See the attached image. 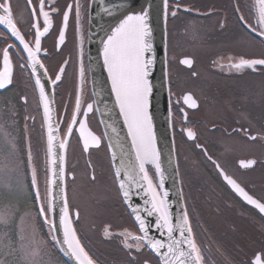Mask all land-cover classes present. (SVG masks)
I'll use <instances>...</instances> for the list:
<instances>
[{
	"label": "flooded vegetation",
	"instance_id": "obj_1",
	"mask_svg": "<svg viewBox=\"0 0 264 264\" xmlns=\"http://www.w3.org/2000/svg\"><path fill=\"white\" fill-rule=\"evenodd\" d=\"M8 3L25 43L35 49L33 25L41 31L44 27L39 0ZM77 3L79 24L75 14ZM69 5L72 11L65 28L63 14ZM258 7V0H168L167 62L173 132L184 203L204 264H256L257 257L264 264V213L244 200L220 174L223 170L253 199L264 203V66L257 65L256 71L231 67L241 58H264V37L252 31V27L260 30ZM89 8L90 0H44V10L49 12L52 25L41 37V50L37 53L53 89L60 135L65 139L69 134L66 185L71 215L73 219L77 216L76 231L96 262L159 264L144 248H126L120 235L125 230L139 235V231L123 204L94 103L87 51ZM241 15L244 21L239 19ZM61 30L65 32L63 43L59 40ZM4 49L9 52L13 76L12 83L0 89V128L11 133L7 140L15 138L23 159L32 198L23 214L38 213L36 221L43 231L29 177L31 167L35 166L41 204L46 206L48 176L42 101L27 51L7 25H0V70L4 67ZM184 60H191V65L182 63ZM56 75L61 79L53 84ZM189 95L196 107L185 103L184 98ZM77 96L81 101L80 113L75 109ZM88 104H92L93 111L85 116ZM74 114L77 123L72 124ZM81 123L85 124L83 136ZM69 125L71 133L67 131ZM188 130L195 134L194 139L188 137ZM88 132L98 137L100 144L94 146L89 139L85 151L83 138H87ZM29 148L32 165L27 161ZM249 161L254 163L242 166ZM81 174L86 182L78 189L84 188L102 218L86 229L85 205L72 192ZM90 238L104 244L100 251H108L113 259L107 260L106 254L96 252L99 248ZM131 241L129 238L128 243L133 244Z\"/></svg>",
	"mask_w": 264,
	"mask_h": 264
},
{
	"label": "snow or ice",
	"instance_id": "obj_2",
	"mask_svg": "<svg viewBox=\"0 0 264 264\" xmlns=\"http://www.w3.org/2000/svg\"><path fill=\"white\" fill-rule=\"evenodd\" d=\"M31 0H29V3ZM258 24L260 25V30L257 31L255 27H252V31L256 32L257 35L264 37V0H258ZM40 5V15L44 18L43 31L37 25H33L36 28L35 33V49L29 47L25 43V38L20 34L17 25L13 22V16L11 11V6L8 0H0V10L3 11V15H0V25H7L11 29L12 35L20 40L23 44L24 50L28 53V60L31 63L33 69V74H36V66L39 65L41 68L44 65L41 63L40 59L37 57V53L41 50V37L49 31L52 25V20L49 16V12L44 10V0H39ZM100 7L104 13L109 16L113 15L110 8L104 6L103 0H100ZM165 18L167 17L168 10V0H164ZM52 11H56L55 8ZM72 11V5L68 6V10L63 14L64 26L67 27L69 20V13ZM237 11H240L239 7ZM35 14V11H34ZM76 22L79 24L80 21V5H76ZM172 15L175 16L176 12L173 11ZM241 21L245 20V17L241 15L239 17ZM149 13L144 10L140 14H130L126 15L124 18L119 19V22L112 27L110 34L105 33L106 39L101 37L102 50L101 55L103 57V67L108 73V79L111 82V92L115 95L116 105L119 107V113L123 117L124 125L127 127L128 136L131 137L132 149L135 151L136 161L138 162L139 168V179L136 181L137 190L143 189V196L147 197L144 199L145 208L143 211L146 213L147 217H155L154 221L148 220L142 217L141 211L137 207H132V214L135 216L136 222L139 224V231L143 235H133L131 232L125 230L120 235L124 237V245L126 248L135 247L137 251L143 247L141 242H145L155 252L157 256L162 257L161 264H203L204 256L201 253L200 247L197 245L192 227L189 221L187 211H184L179 215L177 222L173 224V217L169 211L168 197L169 192L163 191L161 194L158 191L164 187V179L161 174L160 165V153L155 146V136L152 131V114L149 111L151 107V100L153 97V89L155 85L153 84L150 76H152L153 68L155 64V58L153 53L152 44V28L149 25ZM65 39V32L61 30L59 32V40L63 43ZM264 44V39L261 40ZM11 47V45H9ZM81 49V55H82ZM4 67L0 70V89H4L7 85L12 83L13 76V66L9 60V52L7 49L3 51ZM182 63L191 65V60H184ZM264 66V58L260 59H245L241 58L238 62L233 63L231 67L236 70L251 69L256 71V66ZM24 67V65H21ZM63 68L60 69L62 73ZM47 76V70L43 73ZM81 83L84 81V70L81 66ZM61 76L56 75L52 80L55 84L60 81ZM36 85L40 89V100L44 107V118L48 125V136H47V154L50 158V164L58 167H51L52 175L56 177L48 182L46 189L47 205L41 204L39 207V214L45 216V223H50V232H58L62 230L63 239L62 241L56 236H52L56 245L60 246V251L68 257L70 262L74 261V264H94L92 257L85 250L80 239L77 237L76 230L73 228L72 220L69 217V208L67 200L64 196V189L61 184L57 183V180H63L64 177V156L58 153H54V142L57 137L53 135L54 127L51 123L52 115L51 109L49 107V98L45 92V85L41 84V80L38 77L36 79ZM185 103L189 104L190 107H196V101L189 95L184 98ZM76 113H80L81 101L80 97L76 98ZM92 104L87 105V112L83 115L87 116L88 112H92ZM72 124L77 123L76 115L72 117ZM81 135H84L85 124H80ZM68 133H71L72 128L69 125L67 129ZM115 131V129H113ZM0 135L5 138L11 136L6 129L0 128ZM188 137L194 139L195 134L188 130ZM251 139H256L255 136H251ZM89 139L91 144L94 146H99L100 139L91 132H88L87 138L84 140L85 151L89 148ZM11 151L8 153L6 160L7 163L0 165V182H5V178H11L17 173L18 161L16 159V154L18 151V145L15 143V138L8 140ZM67 141L62 140L58 147L63 150L66 147ZM200 145H197L199 147ZM117 147L121 148L123 153V146L117 141ZM124 158L121 159V169L124 170V176L127 183L121 182L119 189L125 198V202L129 203L131 206V189L129 185L132 183V176L130 168L126 160L127 153H123ZM115 158V153H113ZM211 159V157H209ZM32 153L29 148L27 153V161L29 165H32ZM215 163V161H213ZM253 161H249L243 164L244 167H249ZM151 164L155 167V173L161 174L160 182L158 185L154 184L153 178L149 175V170L146 165ZM219 168V164L216 165ZM121 169H117V176L120 175ZM220 174L223 176L224 180L231 185L240 196L244 198L250 205H253L260 213H264V203L253 199L231 176L227 175L223 170ZM31 184L34 188H37L35 193V199L37 201L41 200V195L38 190L37 184V170L35 166L31 167ZM53 187L59 190L60 199L63 201L60 206V211L58 214V225L55 222L50 221L47 214L53 213L56 208V204L53 202ZM14 213L7 209H0V248L8 247L13 249L14 245L11 240L10 234L2 229H7L11 223V219ZM29 215V214H26ZM24 217H21V224L17 232V239L19 242V250L23 252L25 257L29 258L28 264H38V258L41 255L42 249L46 246L47 242L42 238L37 237V231L35 228L31 229V232H27L24 228ZM153 224L155 229L160 231L161 235H164L165 231L167 233L166 240L167 244L163 241L149 236V230L152 228ZM179 231L180 237L182 239H176L174 236L175 231ZM106 235H108L106 231ZM129 238L135 243H128ZM7 241V244H5ZM66 246V247H65ZM167 249L166 252H161L162 249ZM0 264H3V260H0ZM256 264H260V258L257 257Z\"/></svg>",
	"mask_w": 264,
	"mask_h": 264
},
{
	"label": "water",
	"instance_id": "obj_3",
	"mask_svg": "<svg viewBox=\"0 0 264 264\" xmlns=\"http://www.w3.org/2000/svg\"><path fill=\"white\" fill-rule=\"evenodd\" d=\"M104 6L110 8L113 12L112 16H109L107 13H104L100 7V0H90L89 8V27H88V66L89 73L91 77V86L92 94L94 97V103L98 113V117L102 128L104 130L105 140L107 143L111 165L113 173L116 179V183L119 189L121 182H125L126 178L124 176V170L121 169V159L124 158L123 153H127L126 160L131 166V176L132 183L129 185L131 189V206L129 203L125 202L120 189V194L123 200L124 205L126 206L130 216L135 222L138 230L139 224L135 220V216L132 214V207H137L141 211V215L145 218L146 221H154L155 217H147L146 213L143 211L145 208L144 199L147 197L143 196V189L137 190L136 181L139 179V168L138 162L136 161L135 151L132 149L131 137L128 136L127 127L124 125L123 117L119 113V107L115 102V95L111 92V82L108 79V73L103 67V57L101 55L102 44L101 37L106 39L105 33L110 34L112 27H114L119 19L124 18L126 15L140 14L144 10H147L149 13V25L152 28V44H153V55L155 58V64L153 68L152 76L150 79L155 85L153 89V97L151 100V107L149 111L152 114V131L155 136V146L160 153V165H161V174L164 179L163 189L158 191L162 194L163 191L169 192L168 203L169 211L173 217V224L177 222V219L180 214L186 211L182 188L180 173L178 168V161L176 156V147L173 133L172 125V110L170 103V88L168 83V62H167V21L168 13L165 18V9H164V0H103ZM259 5V2H258ZM259 8V7H258ZM44 68H41L39 65L36 66V79L39 77L41 84L45 85V92L49 98V107L51 109L52 120L51 123L54 127L53 135L57 137V140L54 142V153H58L64 156V177L63 180H57V183L61 184L64 189V196L68 203L67 197V188H66V164H67V148L69 141V134L65 139L60 135V126L57 121L56 108L54 103V94L53 89L50 86L47 76H44ZM39 88V87H38ZM40 92V89H39ZM43 107V103H42ZM44 114V107H43ZM45 119V118H44ZM115 129V131H113ZM45 133H46V145H47V136H48V125L45 121ZM86 137L83 138V143ZM64 140L67 141L65 149H59V143ZM117 141L123 146V153L120 147H117ZM115 153V158L113 157ZM48 155V154H47ZM57 165L53 166L50 164V158L48 156L47 163V186L48 182L56 179L49 171L51 167H58ZM146 168L152 172L155 176L156 182L153 180L154 184L158 185L160 182L161 174L155 173L154 165L148 164ZM117 169H121L120 175L117 176ZM152 177V176H151ZM31 179V172H30ZM33 188L34 195L37 188ZM53 197L54 203L56 204L55 211L48 214L50 221L55 222L58 225V214L60 211V206L63 201L60 199L59 190L53 187ZM48 199V198H47ZM38 208L41 205V200L37 201ZM69 208V204H68ZM69 217L72 220L70 208H69ZM42 221L45 226L46 232L49 235L51 242L55 245L56 249L59 251L60 255L67 264H74L68 260L63 252L60 251V246L56 245L55 241L52 239V236H56L62 241L63 234L62 230L58 232H53L51 235L50 232V223H45V216H42ZM77 216L75 215V221ZM73 228L75 229L74 222L72 220ZM139 235H143L139 231ZM166 231L164 235H161L160 231L155 229L153 224L152 228L149 230V236L154 237L163 241L167 244L166 240ZM176 239H182L180 237L179 231L174 232ZM78 237V235H77ZM143 247L146 248L150 253H152L159 263L162 262V257L157 256L154 251L148 246L147 243L141 242ZM66 247V246H65ZM167 249H162L161 252H166ZM94 261V260H93ZM94 264H97L94 261Z\"/></svg>",
	"mask_w": 264,
	"mask_h": 264
},
{
	"label": "rangeland",
	"instance_id": "obj_4",
	"mask_svg": "<svg viewBox=\"0 0 264 264\" xmlns=\"http://www.w3.org/2000/svg\"><path fill=\"white\" fill-rule=\"evenodd\" d=\"M10 151L11 149L8 140L3 135H0V165L8 162L6 158ZM21 157L22 156H19V151H17V173L11 178H5V182H0V209H7L14 213L9 227L7 229H2L10 234L14 247L13 249H9L8 247L0 248V260H3V264H28L29 258L25 257L23 252L19 250V242L17 239V232L21 224V217H24L25 220L23 226L26 231L30 233L31 229L35 228L37 231V237L42 238L47 242L46 246L41 251L40 257L38 258V264H66L52 250V246L44 231H40L38 227L39 223L36 221L38 213L30 212L26 213L29 215L23 214V211L26 210L32 203V198L28 188L27 175L24 171L23 159L21 160ZM84 174L80 175V182L77 186H75L72 192H74L75 195H78L77 198H79V203L85 205L84 208L86 216L84 217V223L86 225V229L90 226V223H94L100 216L98 215L99 211L91 205L92 202L89 200V196L87 195V192L84 191V188L78 189L81 184L86 182ZM105 203L109 204L108 200L105 199ZM19 214L22 216H20L19 219H15V217ZM89 240L95 245V247L99 248L95 250L96 252L99 251V254L101 255L106 254L104 256L107 260L113 259L110 256L111 254L108 255V251H103V253L100 251L105 247L104 244L99 243L95 238H90ZM5 244H7V241H5Z\"/></svg>",
	"mask_w": 264,
	"mask_h": 264
},
{
	"label": "bare ground",
	"instance_id": "obj_5",
	"mask_svg": "<svg viewBox=\"0 0 264 264\" xmlns=\"http://www.w3.org/2000/svg\"><path fill=\"white\" fill-rule=\"evenodd\" d=\"M87 51H88V43H87Z\"/></svg>",
	"mask_w": 264,
	"mask_h": 264
}]
</instances>
